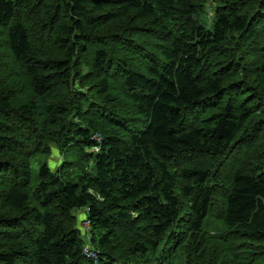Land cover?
Wrapping results in <instances>:
<instances>
[{"label":"trees","instance_id":"obj_1","mask_svg":"<svg viewBox=\"0 0 264 264\" xmlns=\"http://www.w3.org/2000/svg\"><path fill=\"white\" fill-rule=\"evenodd\" d=\"M209 4L0 0V47L31 92L20 99L0 72V264H129L111 254L121 236L131 256L163 243L157 264L178 251L189 264H264V0H212L203 24ZM117 18L127 25L107 27ZM52 146L63 167L75 150L81 174L43 164L32 178ZM211 216L212 245L195 238Z\"/></svg>","mask_w":264,"mask_h":264},{"label":"rangeland","instance_id":"obj_2","mask_svg":"<svg viewBox=\"0 0 264 264\" xmlns=\"http://www.w3.org/2000/svg\"><path fill=\"white\" fill-rule=\"evenodd\" d=\"M212 6V0H210V4L208 5V8H206V11L203 10L202 13L200 14V22L203 24H209L210 21L213 19V8ZM24 14V16H29L27 15V13L22 12ZM30 17H34L33 14ZM148 21H136L135 24H139L140 26H145L147 25ZM127 25V20L125 19H114L108 22L107 27H111L112 29H121L123 26ZM117 32V31H115ZM264 31L262 30L260 33V36L262 37V33ZM55 30H54V34H50V36H54V38L56 37L55 35ZM33 36L36 38L38 35H35V33L33 32ZM52 40L49 39V37H40V40L37 43H45V44H49L51 43ZM258 43H260L259 47L264 45V38L262 37V41L260 40ZM87 57L85 59H83V62L86 64V66H84V69L82 70L84 73L86 71H88V65L92 59V50L90 49L87 53ZM6 73V75H11L10 76V80L8 82L9 86L12 87V89L15 90L17 96L20 99H26L28 100L29 98H31V92L30 89L26 83V81H28V78L25 77L24 75V71L22 68V65L17 61H14L9 49L5 46V44L3 46L0 47V72H4ZM9 71V72H8ZM95 82V79H92L89 83L93 84ZM111 88L112 89H119L117 83H115V81L111 82ZM118 108L123 109L125 112H127L128 114L131 115V109L129 108V105L125 104V102L123 100H120L117 103ZM98 138V137H96ZM262 141V139L260 138L258 143H262L260 142ZM260 147L262 148L263 145L260 144ZM77 154V152L75 150H73L72 152L69 153L68 155V160L72 161V163H69L67 166L63 167V164L61 162H63L64 160V154L62 153V151L60 149H58L57 147L52 146L50 148V152L48 155H41V156H37L35 157L32 162H31V168H32V178L34 176H37V172L39 171V167L43 164H46L50 170V172L52 174H54V176L56 174H60V173H66L67 170V174L70 173L71 178L72 177H76L78 174H81V169H79L78 167H75V165L73 164V161H76L75 159V155ZM79 163V161H77ZM188 164L191 165H198V166H203L205 167L207 164L205 163V161L200 158L197 161H194V158L190 159L187 161ZM59 167V168H58ZM217 171L219 170V167L216 168ZM90 170V168L88 169ZM213 171V170H210ZM33 182H35L33 180ZM38 182V181H36ZM1 189V188H0ZM74 216L77 218V229L80 232V237L82 240V249L83 252H85V254L87 253L89 255V257H95L94 256V252H96L98 250L97 247V234L95 235L94 238H92L91 236V230L89 229V225L84 228L85 223H87L86 220V216H85V211L82 210H78L74 213ZM183 228V226H182ZM204 233L202 234V236L197 235L195 236L196 239H199L200 241H204L207 244H211L212 245V241L213 239L210 236H216V234L220 231H222V225L220 223V221L218 219H216L214 216L209 217V220L207 221V223L204 225ZM208 235V236H206ZM185 237V234L183 232V229L180 230V234H179V241H182V239ZM122 238L123 236H121L120 240H118L117 242L114 243L113 248H112V253L113 255H115L117 258L119 259H125V261H127L129 264H157L156 259L162 254L164 256V260L161 261L162 263H164L166 261V258L168 256L167 252L165 251L164 247H163V243L160 244L157 248V250L155 252H149L145 257L142 256H131L130 252H129V248L127 246L126 243L122 242ZM187 240L188 237L186 239V241L184 242V244L181 247V250L185 251V248L187 246ZM179 243H177L178 245ZM191 257L189 258L188 262H187V258H186V254L184 252L178 251L177 254L175 255V257L173 258L172 261L169 260V262L167 264H189L191 263ZM199 264V263H197Z\"/></svg>","mask_w":264,"mask_h":264},{"label":"built area","instance_id":"obj_3","mask_svg":"<svg viewBox=\"0 0 264 264\" xmlns=\"http://www.w3.org/2000/svg\"><path fill=\"white\" fill-rule=\"evenodd\" d=\"M89 225V223H85L84 228H86ZM86 255L89 257V255L86 253Z\"/></svg>","mask_w":264,"mask_h":264}]
</instances>
